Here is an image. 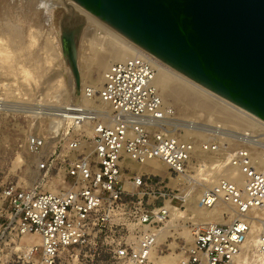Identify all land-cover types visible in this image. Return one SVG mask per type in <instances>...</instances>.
I'll list each match as a JSON object with an SVG mask.
<instances>
[{"label": "built area", "instance_id": "2783aa9c", "mask_svg": "<svg viewBox=\"0 0 264 264\" xmlns=\"http://www.w3.org/2000/svg\"><path fill=\"white\" fill-rule=\"evenodd\" d=\"M158 64L136 48L107 67L97 92H84L104 109L73 104L62 116L53 114L62 123L50 128L48 137L26 136V150L39 158L35 166L42 180L55 178L60 187L54 192L0 189V264H151L157 233L169 218L171 189L157 175L130 165L156 159L170 176L194 182L195 172L210 164L194 159V141L179 135L185 128L203 136L199 148L212 156V172L237 168L245 184L219 179L201 188L198 206L223 204L231 221L192 225L191 242L179 248L178 264H239L251 227L247 212L264 209V122L246 113L255 122L248 119L239 131L180 120L155 87ZM31 235L38 245L22 242ZM256 241L264 264V219Z\"/></svg>", "mask_w": 264, "mask_h": 264}, {"label": "water", "instance_id": "95a60500", "mask_svg": "<svg viewBox=\"0 0 264 264\" xmlns=\"http://www.w3.org/2000/svg\"><path fill=\"white\" fill-rule=\"evenodd\" d=\"M212 94L264 122V0H67ZM73 21V22H71ZM83 23L59 22L79 86Z\"/></svg>", "mask_w": 264, "mask_h": 264}, {"label": "rangeland", "instance_id": "374dc122", "mask_svg": "<svg viewBox=\"0 0 264 264\" xmlns=\"http://www.w3.org/2000/svg\"><path fill=\"white\" fill-rule=\"evenodd\" d=\"M65 2L70 5L69 8L72 14L66 9L67 7L56 6L55 3L47 1L49 11L51 10L49 12L50 16L46 14V16H49L47 23H50L47 24V29L51 28L48 31L51 35L56 33L60 49L59 22L63 16L70 17L73 15L75 19L73 8L76 5L68 1ZM79 20L76 23H83L77 44L78 59L80 60L79 82L83 80L84 83L89 84L90 80L87 76L84 60L92 47H98V44L103 42V35L99 31H93L87 37H83L85 21ZM38 44L39 42H36L34 47H31L27 53L13 52L12 49L8 48L6 42H3L1 46V49L4 48L3 54L6 52L7 54L0 62V189L12 186L17 189L32 188L39 192H53L60 187V182L55 178L53 180H42V173L40 174L35 166L39 158L28 153L25 147V138L29 134L48 137L49 130L55 120L53 110H58L61 107L67 108L68 105L73 104L82 105L79 88L75 86L71 71L64 57H62L63 54L60 55L59 53V57L48 56L43 51L37 56L39 58H35L33 55H35V50H38ZM35 61L42 66L41 71L35 69ZM92 78L96 79V76L94 75ZM184 102L182 100L179 102L169 101L165 106L173 107L178 118L182 121H193L199 124L219 123L231 127L224 120L195 111L190 104ZM217 105L222 106L220 103ZM231 128L239 131L245 130L242 125ZM179 135L185 139L184 133ZM188 137L199 148L203 136L198 133L197 136ZM204 156L207 157H193L197 160H207L211 164L212 156L208 154H204ZM157 176L159 181H163L162 186L171 189V206L179 209L181 215L171 220L170 225H167L166 222L161 229V231H167V235L157 242L159 245L156 248V254L158 257L173 253L181 254L179 248L187 246L191 242L184 238L182 233L184 234L185 230L190 231L194 224H201L200 221H196L197 217L193 211L198 209L196 207H198L197 202L202 187H195L194 184L191 194H189L187 200L183 201V199H180L183 195L180 194L184 193L187 187L190 188L193 185L186 184L187 182L183 181L181 177L176 179L174 175L171 174L170 176L166 170ZM228 217L224 215V219H228ZM169 220L170 217L167 221ZM219 223L223 224V221L216 222V224Z\"/></svg>", "mask_w": 264, "mask_h": 264}, {"label": "bare ground", "instance_id": "6f19581e", "mask_svg": "<svg viewBox=\"0 0 264 264\" xmlns=\"http://www.w3.org/2000/svg\"><path fill=\"white\" fill-rule=\"evenodd\" d=\"M47 1L55 3L54 5L56 6L58 5L63 8L67 7L66 9L70 12V14H72L69 8L70 5L65 2L67 0H0V62H2L5 58L4 55L7 54L6 50V53L3 54L4 48L1 49L3 42H6L8 48L12 49L15 53H27L31 47H34L36 42H39L37 46L38 50L36 49L37 51L35 50V55H33L35 58H39L37 56L43 51L44 53L48 54V56L59 57L62 55V50L58 45V37L56 36V33L51 35L48 32L51 28L49 30L47 29V24H50L47 22L48 17L50 16L49 12L51 11H49V4ZM53 3L51 4L53 5ZM73 9L75 13V22L80 21L79 19L85 21L83 37H87V35L93 31H99L103 35V42L98 44V47H92L86 59L84 60L86 63L87 76L90 81L89 84L84 83L83 80H80L79 82L78 90L82 100L81 106L85 108L97 107L99 109H104L106 107L105 104L96 101V99H87L85 96H83L84 92L86 90L97 92L102 84L104 70L107 69L110 63L112 64L114 62L122 61L132 56L136 51V47L113 31L111 28L94 18L92 15L88 14L84 10H81V8H78L77 5ZM46 14L49 16H46ZM79 62L80 60L78 59V69ZM34 63L36 64L35 69L37 71H41L42 66L37 61ZM94 75L96 76V79L92 78ZM80 78L82 79L81 76ZM154 84L164 106L169 101L179 102L182 100L185 101L184 103L190 104L193 110L200 111L206 115H209L210 117L213 116L222 119L231 127L246 125L248 119L252 122H255L244 111L212 94L205 88L197 85L161 62L158 64V72L155 77ZM94 101L97 102L96 105ZM218 103H220L222 106L217 105ZM69 106L70 105H68V107ZM68 107H61L58 110H53L54 114H59V116H62L65 112V109H68ZM167 107L171 108L169 106ZM54 119L55 120L53 121L51 128L57 129L62 123V119H58L56 117H54ZM197 134V131L190 130L188 128L184 129L185 138H189L188 136H197ZM204 154L205 153L201 152L195 145L193 156L199 158L207 157L204 156ZM258 156V152H255L254 158L257 159ZM212 164L213 162L207 166L208 168L206 170L196 171L195 176H193L195 180L194 182H191L189 177L179 176L183 181L187 182L186 184L189 183L193 185L190 188L187 187L183 193L184 196L180 199H183V201L187 200L195 185V187L200 186L202 188L212 187L219 179L230 181L241 188L244 187L245 177L239 169L223 168L212 172V169H210ZM130 167L138 173H148L153 175H161L165 170L167 171V167L156 159L148 161L146 164L141 166L130 165ZM196 208L198 209H194L193 213H195V216L197 217L196 221H200V225L213 223L216 224L218 221H223V224H226L231 221L230 216L228 219H224V215L229 214L230 210L227 209L223 204H217L211 209H204L200 208L199 206ZM168 210L170 220L167 221V225H170L171 220L179 217L181 213L179 209L173 206H168ZM246 216L251 222V227L247 234L246 241L242 245L244 256L241 258L239 264H259V258H257L256 255V249L258 247L256 238L259 230V223L264 219V209L249 210ZM157 235L158 242L160 241V238L167 235V231L159 230ZM182 235H184V238L191 241V230H185L184 234L182 233ZM22 242L27 245H38L39 239L33 235L24 236L22 238ZM158 245L159 244H157V246ZM180 258V253H173L164 257H158L155 249L151 256L150 263L178 264Z\"/></svg>", "mask_w": 264, "mask_h": 264}]
</instances>
